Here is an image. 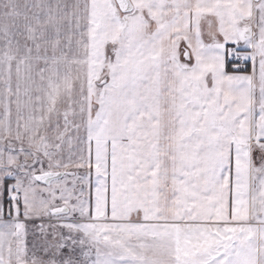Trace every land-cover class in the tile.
Listing matches in <instances>:
<instances>
[{
    "label": "snow or ice",
    "instance_id": "1",
    "mask_svg": "<svg viewBox=\"0 0 264 264\" xmlns=\"http://www.w3.org/2000/svg\"><path fill=\"white\" fill-rule=\"evenodd\" d=\"M5 192L0 264H264V0H0Z\"/></svg>",
    "mask_w": 264,
    "mask_h": 264
},
{
    "label": "rangeland",
    "instance_id": "2",
    "mask_svg": "<svg viewBox=\"0 0 264 264\" xmlns=\"http://www.w3.org/2000/svg\"><path fill=\"white\" fill-rule=\"evenodd\" d=\"M21 2H23V0H21ZM240 50V49H238ZM233 58V57H231ZM183 59V58H182ZM232 62H235L237 63L238 61H236L234 58L231 59ZM234 63V64H235ZM241 63V66H248V65H244L243 62H240ZM248 64V63H247ZM69 171H75L77 172V175L79 176H84L87 174V169H70ZM72 177H69V181H71ZM90 180L92 182V184L94 185L95 184V173H94V169H93V174L92 176L90 177ZM7 183L11 184L12 181H8ZM71 186V185H70ZM7 203H8V194L7 192H5V196H4V205H5V208H7ZM49 219L48 218H43V219H35L33 221H30L28 222V227H29V240L31 241L33 238H34V234H38L39 232V228L38 226L43 223L45 225H47L49 223ZM54 222V221H52Z\"/></svg>",
    "mask_w": 264,
    "mask_h": 264
},
{
    "label": "crops",
    "instance_id": "3",
    "mask_svg": "<svg viewBox=\"0 0 264 264\" xmlns=\"http://www.w3.org/2000/svg\"><path fill=\"white\" fill-rule=\"evenodd\" d=\"M228 47L231 48V47H233V45L229 44ZM231 59H233V58H231V56L226 57V65H227L228 60H231ZM247 65H248L247 68L250 71L251 70V62L249 61ZM4 196H5V193H4L3 197H0V202H3V204H4Z\"/></svg>",
    "mask_w": 264,
    "mask_h": 264
},
{
    "label": "trees",
    "instance_id": "4",
    "mask_svg": "<svg viewBox=\"0 0 264 264\" xmlns=\"http://www.w3.org/2000/svg\"><path fill=\"white\" fill-rule=\"evenodd\" d=\"M235 62H232L231 60H228L227 62V67H228V70L231 71V68H232V65L234 64Z\"/></svg>",
    "mask_w": 264,
    "mask_h": 264
}]
</instances>
